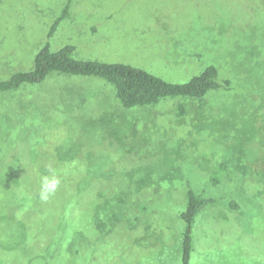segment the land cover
<instances>
[{
	"label": "rangeland",
	"instance_id": "rangeland-1",
	"mask_svg": "<svg viewBox=\"0 0 264 264\" xmlns=\"http://www.w3.org/2000/svg\"><path fill=\"white\" fill-rule=\"evenodd\" d=\"M46 40L172 83L213 65L229 84L129 109L96 77L1 92L0 264H181L188 189L214 201L189 264H264V0H0V81ZM48 166L61 183L42 201Z\"/></svg>",
	"mask_w": 264,
	"mask_h": 264
},
{
	"label": "trees",
	"instance_id": "trees-1",
	"mask_svg": "<svg viewBox=\"0 0 264 264\" xmlns=\"http://www.w3.org/2000/svg\"><path fill=\"white\" fill-rule=\"evenodd\" d=\"M63 16L60 15L54 26H51L47 38L51 37L54 27ZM73 51L74 46L70 44L52 50L49 41L46 40L35 52L31 69L16 72L0 81V93L20 89L27 85H40L53 76L52 74L96 77L109 83L120 105L129 109L154 104L166 96L200 99L210 91L220 88L227 89L229 84L227 80H219L218 71L213 65L205 66L199 74L186 82L172 83L128 64L74 59L71 56ZM213 202V199H207L202 194L188 189L185 207L179 213L183 224L180 243L181 264H189L193 248L192 231L196 217L206 205Z\"/></svg>",
	"mask_w": 264,
	"mask_h": 264
},
{
	"label": "clouds",
	"instance_id": "clouds-1",
	"mask_svg": "<svg viewBox=\"0 0 264 264\" xmlns=\"http://www.w3.org/2000/svg\"><path fill=\"white\" fill-rule=\"evenodd\" d=\"M48 175L40 177L39 197L42 201H47L50 196L54 195L60 186L61 179L55 168L48 166Z\"/></svg>",
	"mask_w": 264,
	"mask_h": 264
},
{
	"label": "crops",
	"instance_id": "crops-1",
	"mask_svg": "<svg viewBox=\"0 0 264 264\" xmlns=\"http://www.w3.org/2000/svg\"><path fill=\"white\" fill-rule=\"evenodd\" d=\"M121 64H124V63L121 62Z\"/></svg>",
	"mask_w": 264,
	"mask_h": 264
}]
</instances>
